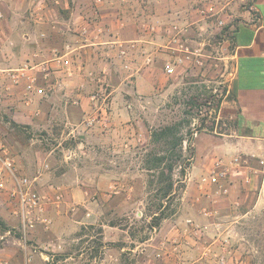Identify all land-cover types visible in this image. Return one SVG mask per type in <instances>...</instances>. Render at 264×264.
Wrapping results in <instances>:
<instances>
[{
	"label": "crops",
	"instance_id": "crops-1",
	"mask_svg": "<svg viewBox=\"0 0 264 264\" xmlns=\"http://www.w3.org/2000/svg\"><path fill=\"white\" fill-rule=\"evenodd\" d=\"M1 9V65L41 62L55 52L71 49L70 75L56 67L50 76L53 89L45 96H35L31 106L22 100L24 81L9 90L7 81H0L6 90L0 97V113L6 117L4 122L0 119V139L10 146L20 172L33 178L34 186L41 191H49L51 184H61L68 198L70 193L90 187L103 191L110 186L115 193L120 192L118 188L124 185L118 176L126 170L130 154L128 149L117 147H128L133 141L126 136L132 129L125 121L127 117L130 120L128 111L149 108L145 102L128 103L125 97L145 98L154 93L164 62L170 58L163 48L154 53L165 38L144 34L142 21L182 23L183 17L193 12L192 5L182 0H13ZM242 16L230 37L236 130L220 134L204 146L194 164L197 176L206 174L216 157L229 160L237 153L260 155L264 151V0H252ZM119 40L139 41L126 60L120 55ZM150 52L154 58L148 63ZM39 77L38 84L45 85ZM130 82L133 88L128 89ZM95 91L100 97L93 101L91 94ZM89 115L99 116L92 126L86 123ZM17 127L43 134L27 139ZM69 139L84 151L66 149ZM105 146L110 151L106 152ZM255 166L259 167L253 158L248 167L233 172L232 182ZM92 173L96 175L94 181L82 178ZM71 204L65 201L60 212L49 205L51 227L45 230L38 226L26 237L18 218H1L0 264H124L121 252L137 251L139 246L131 248V237L126 235L124 245L110 246L107 240L115 243L120 237L118 226L106 225L96 215L70 216L67 211L74 207ZM84 206L96 207L97 201ZM109 206L117 208L121 204L111 201ZM190 218L173 217L167 221L169 226L154 227L153 234L141 242L144 247L136 264H178L181 256H192L194 264H200L204 256L220 254L225 231L217 225L223 222L194 217L191 219L200 226L196 229L187 223ZM89 224L104 228L102 237L91 243L95 236L86 239L88 235L80 231Z\"/></svg>",
	"mask_w": 264,
	"mask_h": 264
},
{
	"label": "rangeland",
	"instance_id": "rangeland-1",
	"mask_svg": "<svg viewBox=\"0 0 264 264\" xmlns=\"http://www.w3.org/2000/svg\"><path fill=\"white\" fill-rule=\"evenodd\" d=\"M182 1L190 3L193 12L186 14L181 24L189 26L188 38L193 39V44L205 54L203 58L206 61L205 66L195 67L179 76H171L166 73L164 62L161 80L158 81V89L154 93L152 92L145 98L129 96L127 99L125 97L128 103L145 102L149 108L128 111L130 120H128L129 117L125 120L129 121L127 124L132 128L131 131H126V136L133 141L128 147L124 145L117 147V149L121 147L128 149L130 154V158L125 161L126 170L118 176L124 187L120 185L122 188L118 190H122L116 193L109 186L103 191L87 187L89 189L70 193L69 198L66 194L65 201H70L75 208L67 212L68 215L75 217L96 215V217H102L106 225L116 224L118 226L116 231L120 233V237L115 243L110 240H107V243L110 246L119 247L125 244V235L131 237L129 246L133 249L137 246L139 248L136 252L131 250L121 252V256L124 264H136V260H139L138 253L144 247L141 244L142 237H149L154 232L151 215L157 211L156 206L162 194L159 189L166 185V182H160L158 171L150 170L148 167L153 164L155 153H163L162 151L169 147V154L171 158L177 159L178 166L174 172L175 194L170 201L171 206L168 210L170 216L164 218L160 226H169L167 221L173 217H208L204 215L203 208L213 209V216L210 217L223 222L225 231L223 236L227 238L229 252L225 255V264H264V167L258 163L259 167L255 166L246 175L242 174L237 180L235 179V183L232 182L231 190L227 194L218 192L216 187L205 185L201 188L202 175L197 176L193 173L196 170L194 164L200 157L204 146L214 141L216 137H220V134H231L236 130L235 108L231 103L234 60L231 56L230 37L238 22L243 19L242 13L250 7L252 0ZM209 6L214 7L215 15L207 11L202 12ZM220 20L223 21L222 24ZM151 21L155 20L145 19L142 22ZM156 51H158V46L154 52ZM3 80L5 79H0V81ZM1 87L0 97L3 91L7 90ZM126 88H133V84L128 83ZM22 100L24 101V94ZM5 118L0 113L1 121L4 122ZM167 125L174 126V134L156 142L152 137V132L159 131ZM16 129L21 130L23 137L27 139L41 138L43 134V131L39 130L20 127ZM175 137H183L182 150L179 147L171 149V144H166L167 140L171 141ZM67 141L68 144L65 146L69 151L75 153L84 151L76 142L70 139ZM104 150L110 151L107 146ZM60 153L63 151L61 150ZM87 177L92 181L96 179L94 173L82 178ZM43 191L52 194L51 188L49 191ZM93 201H97L96 207L84 206ZM111 201L121 206L110 207L109 202ZM14 211L16 207L12 204L9 195L0 191V219L9 217L20 220ZM103 229L98 224H89L80 231L88 235L86 239L95 236L89 241L91 243L102 237L100 232ZM2 230H4V225L0 221V231ZM209 237L212 238V236ZM187 258L188 260L194 259L192 256ZM219 258L220 255L204 256L200 264H221Z\"/></svg>",
	"mask_w": 264,
	"mask_h": 264
},
{
	"label": "built area",
	"instance_id": "built-area-1",
	"mask_svg": "<svg viewBox=\"0 0 264 264\" xmlns=\"http://www.w3.org/2000/svg\"><path fill=\"white\" fill-rule=\"evenodd\" d=\"M13 0H0V18L3 17L2 6ZM211 12L215 15L214 7L209 6L203 9L202 12ZM221 24L222 20L219 21ZM142 28L144 34L150 35L151 38L159 35L164 37L165 42L158 45L159 49H165L170 58L165 61V71L168 75L179 76L193 70L195 67L205 66L204 53L200 52V48L193 44V39L188 38L190 28L188 25H182L179 22L172 21L164 23L157 19L151 22H143ZM148 42V40H144ZM138 40H130L127 42L118 41L120 55L128 57L137 47ZM66 52H55L50 58L41 61H27L19 66H3L1 65L4 57L3 47L0 46V79H5L9 90L13 86H17L21 82L25 83L24 103L26 106L32 104L34 97L45 96L53 89L50 76L56 67H60L70 75L69 67L72 65L69 47ZM157 52V51H156ZM155 53V52H154ZM153 60V53H148L147 62ZM128 66V63L125 64ZM39 75L43 79L45 85H39ZM46 84H48L46 86ZM100 93L95 91L91 94L93 101L98 100ZM105 102L107 103V97ZM99 120L97 115H89L86 123L89 126L94 125ZM257 159L258 163L264 167V151L260 155L254 153L244 154L237 153L229 160L224 157H216L211 169L206 174H203L200 179V187L205 185L216 187L218 192L227 194L232 186V174L234 171L242 167H248L252 159ZM48 166V165H46ZM52 194L44 193L34 186V179L20 172L17 166L16 159L10 150V146L0 139V191H4L9 195V198L16 207L14 211L20 218L21 231L26 235L42 226L48 230L52 225V218L48 213V206H54L59 212L62 209V204L65 202V189L62 185L51 184ZM75 208L73 207L72 210ZM205 216H213L214 210L207 207L203 208ZM187 223L196 229H199V224H195L190 218ZM218 229H222L223 225H217ZM221 243L220 262L225 264V255L229 252L227 247V238L224 237ZM161 256V252L157 254ZM178 264H194V260H188L187 257L181 256Z\"/></svg>",
	"mask_w": 264,
	"mask_h": 264
},
{
	"label": "trees",
	"instance_id": "trees-1",
	"mask_svg": "<svg viewBox=\"0 0 264 264\" xmlns=\"http://www.w3.org/2000/svg\"><path fill=\"white\" fill-rule=\"evenodd\" d=\"M174 126L172 125H167L160 129L159 131H153L152 132V137L156 142H160L163 137H167L170 134H174L173 132ZM182 142H183V137L179 138H173L171 141H166V144H171V149H176V147H179L180 150H182ZM166 145V146H167ZM169 147L167 149H164L162 152H157L155 153L153 157V164L148 167L150 170H156L159 173L160 176V182H166L164 187L162 189H159L160 192H162L161 197L159 198V203L156 206L157 211L153 212L151 215L152 218V224L153 228L154 227H159L161 224V221L164 218H167L170 216L168 213V210L170 209V201L174 196V186H175V181H174V172L176 170L177 163L174 158H171L169 154ZM166 152V153H164ZM182 171L184 169L182 168ZM1 221V220H0ZM147 237H142V240L146 239Z\"/></svg>",
	"mask_w": 264,
	"mask_h": 264
}]
</instances>
